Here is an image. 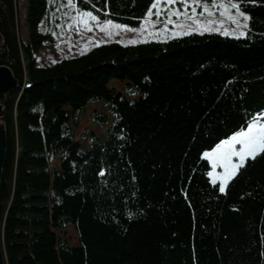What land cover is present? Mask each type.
Listing matches in <instances>:
<instances>
[{
	"label": "trees",
	"instance_id": "trees-1",
	"mask_svg": "<svg viewBox=\"0 0 264 264\" xmlns=\"http://www.w3.org/2000/svg\"><path fill=\"white\" fill-rule=\"evenodd\" d=\"M73 2L137 28L155 0ZM25 3L28 41L17 0H0V66L18 80L0 96L6 264H264V159L249 161L224 195L204 158L264 113V0L241 4L252 17L247 39L111 42L46 66L35 54L76 10L67 0ZM99 102L107 113L94 122L113 123L106 142L86 129L87 149L76 129ZM69 226L78 246L56 232Z\"/></svg>",
	"mask_w": 264,
	"mask_h": 264
},
{
	"label": "snow or ice",
	"instance_id": "snow-or-ice-1",
	"mask_svg": "<svg viewBox=\"0 0 264 264\" xmlns=\"http://www.w3.org/2000/svg\"><path fill=\"white\" fill-rule=\"evenodd\" d=\"M244 2L254 3L255 0H211V3H201V0H155L139 27L131 28L115 23L112 19H101L93 11H82L73 0H67L68 7L76 10L75 15L70 17L72 22L67 28L71 30L75 27L84 32H92L98 28L108 38L120 35L121 31L136 32L140 39L129 41L133 45L148 43L150 40L166 43L169 36L176 39L204 33L247 39L252 32V17L242 10L241 4ZM177 5H182V10ZM198 8L202 12L198 13ZM154 15L156 20L152 19ZM160 23L163 24L162 28L157 27ZM226 23L233 26L231 30L225 28ZM89 43L102 46L100 41ZM258 157L264 159V117L252 119L247 123L246 130L236 131L229 138L215 144L213 150L204 152L205 160L211 164L212 171L208 175L212 178V184L218 185L216 190L224 195H227L229 184L248 166V162H255ZM217 169L221 171L218 172ZM98 175L104 176L105 173L101 171Z\"/></svg>",
	"mask_w": 264,
	"mask_h": 264
},
{
	"label": "rangeland",
	"instance_id": "rangeland-1",
	"mask_svg": "<svg viewBox=\"0 0 264 264\" xmlns=\"http://www.w3.org/2000/svg\"><path fill=\"white\" fill-rule=\"evenodd\" d=\"M17 2L19 9L18 18L20 24V33L22 38L25 41H28L29 34L24 23L25 12H26L25 11L26 0H17ZM204 2L211 3V0H201V3ZM177 7H180L182 10V5H177ZM153 11L155 12V10ZM199 12H202V9L198 8V13ZM152 19L156 20L155 15L153 16ZM71 22L72 21L70 20L65 25V27H61V25H59V27L56 29L54 33L55 40L53 42L47 43L41 51L35 54V57L39 65L41 66L52 65L63 59L73 58L82 55L88 52L89 50H91L92 48L96 47L95 43H89V41H100L101 45L111 42H115L123 45H133L130 44L129 41L134 39H140L138 33L136 32L121 31L120 35L114 36L112 38H108L104 33L99 32L98 28L94 29L92 32H84L82 29L78 30L75 27H73V29L70 30L67 28V25ZM157 27L162 28L163 24L160 23L157 25ZM232 27L233 26L230 24L227 23L225 24V28H228L229 30H231ZM204 34H210V33H204ZM170 39L172 38L169 36L168 40ZM153 41L156 42L155 40H150V42ZM123 86L124 85L118 81H113L110 84V87L116 88V90L119 92L122 91ZM96 113H107V111L105 110L104 102H99L97 104L89 105L86 108V114L82 117V119L79 122V127L76 129L77 141L87 149L90 147V141L89 138L86 139L81 138L83 132L86 129H88L90 133L97 134L103 142H106L108 141L109 138L107 130L113 123V117H111L110 122L106 125H100L95 123L93 117ZM258 117H264V113ZM243 129L246 130V127ZM54 164L59 167L61 162L59 160H56ZM211 171L212 168L210 172ZM217 171L219 172L221 170L217 169ZM56 232L59 235V237L65 238L71 246L79 245V235L73 226L66 227L62 230H57Z\"/></svg>",
	"mask_w": 264,
	"mask_h": 264
},
{
	"label": "water",
	"instance_id": "water-1",
	"mask_svg": "<svg viewBox=\"0 0 264 264\" xmlns=\"http://www.w3.org/2000/svg\"><path fill=\"white\" fill-rule=\"evenodd\" d=\"M4 44V37L0 31V47ZM18 85V80L15 77L13 71L8 67L1 65L0 66V96L2 93L9 91L11 88H14ZM5 106L3 105L0 98V190L2 185L3 178V169L6 163L7 158V130L4 121L2 120L5 116ZM0 264H6L5 256L3 252V240L0 233Z\"/></svg>",
	"mask_w": 264,
	"mask_h": 264
}]
</instances>
